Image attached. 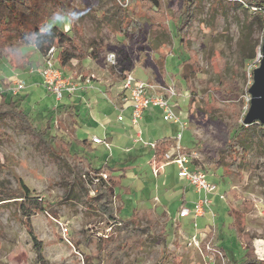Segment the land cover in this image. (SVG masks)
Wrapping results in <instances>:
<instances>
[{
  "label": "rangeland",
  "instance_id": "374dc122",
  "mask_svg": "<svg viewBox=\"0 0 264 264\" xmlns=\"http://www.w3.org/2000/svg\"><path fill=\"white\" fill-rule=\"evenodd\" d=\"M41 1L45 13L40 20L46 23L54 7L50 0ZM59 1L64 16L47 23L68 31L82 48L99 50L96 61H73V65L61 68L64 76L76 73L75 80L81 74L91 75L93 81L110 78L113 84L121 85L125 72L130 74L132 69L131 75L139 81L174 87L173 107L185 123V129L181 131L160 117L153 121L152 127L140 126V130L153 140L162 137L176 140L183 153H196L193 164L201 167L207 180L216 186L208 196L215 217L212 221L206 213L195 220L196 228L191 218H178L180 200L171 198L180 189L174 186L176 166L167 165L163 172L155 175L153 165L148 162L151 152L144 146L145 137L132 147L129 155H126V144H121V149L110 145V152L96 146L88 154L95 167L120 166L126 171L122 187L116 190L117 196L108 199L102 188L93 182L83 161L63 152L61 147L48 148L20 120L4 113L3 108L0 109L3 137L0 182L17 191L21 180L34 196L44 201L45 210L30 218L35 236L43 245L44 263L36 257L22 224L21 211L10 204L0 208V264H105L101 240L116 238L114 229L119 224H109L104 205L112 209L114 217L122 219L130 217L137 207L140 211L153 212L136 220L137 235L131 233L122 244L126 251L120 264H227L228 260L243 259L244 247L249 242L260 258L255 243L264 241V132H257L245 169L238 173L226 169L212 172L214 152L223 147L232 116L236 111L244 118L248 110V89L252 72L259 65L264 34L260 21L253 18V11L241 9L238 0H197L186 34L194 61L186 90L180 77L176 40L171 38L164 45H157L155 38L158 37L152 35L145 10L138 0ZM163 3L169 28L173 30L182 1L163 0ZM134 19L137 25L132 23ZM23 22L29 30V20L23 18ZM10 43L12 45H5L7 53L19 51L39 64V54L32 45H20L15 37ZM109 53L116 56L114 66L106 61ZM26 80L23 70L11 68L5 59H0V98L12 84ZM28 88L21 92L27 95L22 106L32 127L40 130L49 122L51 134L58 138L73 141L77 136L80 139L93 134L101 137V130L90 122L91 112L104 109L106 115H119L101 94L93 92L83 97L77 92L73 96L81 98L74 103L78 112L76 136L75 116L62 107L69 102L56 100L41 87ZM91 95L94 99L90 101ZM151 129L157 131L151 134ZM139 148L144 151L137 153ZM102 168L107 179L118 174L106 166ZM191 195L188 188L187 199ZM142 204L147 208L139 207ZM152 204L154 207L150 208ZM192 235L200 236L199 249L187 245ZM217 252L222 254L223 260Z\"/></svg>",
  "mask_w": 264,
  "mask_h": 264
},
{
  "label": "trees",
  "instance_id": "16d2710c",
  "mask_svg": "<svg viewBox=\"0 0 264 264\" xmlns=\"http://www.w3.org/2000/svg\"><path fill=\"white\" fill-rule=\"evenodd\" d=\"M181 1L182 8L177 20L173 21V30H171L168 25L169 20L163 0H138L140 7L145 10L147 23L152 35L158 37V39L155 38L157 45H164L171 38L176 40L178 47L176 49L180 54V62L178 64L180 77L185 84L186 90H188L189 75L194 71V61L186 34L197 5V0ZM238 1L240 2L238 6L241 9L253 11V18L260 21L264 31V0ZM50 2L54 9L48 15L45 23L44 20H40V17L45 13V8L41 0H0V8L2 9V12H0V58L6 59L12 68L23 70L32 64L29 57L22 56L19 51L15 52L11 50L7 53L5 45L7 43H9V46L12 45L10 40L13 37L16 38V41L20 45H33L35 51L41 57H44L50 48H54L55 57L60 68L68 66L72 61L86 59L92 61L98 60V49L95 48L88 51L82 48L76 39L69 35L68 31L57 25H53V23H47V21L55 22L57 18L64 16V9L60 1L50 0ZM23 18L29 20V30L25 28L27 24L23 22ZM131 21L137 25L136 19ZM156 49L154 48V50ZM163 66L164 60L160 65L161 70H163ZM23 103L24 99L21 93L16 96H8L6 93L1 94L0 109L5 108L4 113L20 120L48 148L52 146L61 147L60 149L63 152L79 159V161H83L91 172L93 182H96L102 188V193L105 198H115L117 196L116 189L122 187L121 179L124 178V175H112L108 179L107 176L104 178L103 168L95 167L88 158V154L92 149L86 140H78L75 138L73 141H70L64 138H58L51 134L52 126L49 122L40 130L33 128L31 119L22 106ZM1 115L2 112H0V117ZM243 119L235 111L231 118V126L226 134L223 147L219 150L216 149L214 152L212 172L215 173L217 170L226 169L229 172L235 171L238 173L242 169H245V166L249 165L247 157L254 149L256 144V140L254 139L256 138L257 132H264V126L258 123L245 125L243 124ZM2 139L3 137L0 133V141ZM175 145L176 140L170 137H163L154 142V148L152 150L157 166L165 163L164 154ZM108 169L111 172L113 171L111 168ZM18 184V190L13 191L0 182V208L7 207L10 204L17 206V209L22 213V224L32 242L36 257L40 263H44L42 257L43 245L36 238L30 220L34 213L45 210L44 201L40 197L34 196L33 192L21 180L18 181ZM102 207L108 215L109 224H119L114 229L117 232L116 238L109 239L108 237L101 240V246L104 250L103 261L105 264H120V258L126 251V246L124 247L122 244L127 241V236L131 237V233L137 235L136 229L138 228L135 227L136 220L143 217L144 214L153 215V212L150 209L145 211L134 209L130 217L122 219L114 217L111 208H107L105 205ZM244 249L245 255L243 259L240 261L228 260L227 264H264L255 255L251 242Z\"/></svg>",
  "mask_w": 264,
  "mask_h": 264
},
{
  "label": "built area",
  "instance_id": "2783aa9c",
  "mask_svg": "<svg viewBox=\"0 0 264 264\" xmlns=\"http://www.w3.org/2000/svg\"><path fill=\"white\" fill-rule=\"evenodd\" d=\"M106 61L108 64L114 66L116 64L115 54H107ZM36 73L40 77L43 88L51 93L56 100H61L66 95L72 96L82 91L85 88L84 83H89V78H86L84 82H80L74 80L72 77L64 76L61 68L58 66L54 48H50L47 51L43 57L42 64L36 68ZM25 88L26 84L24 81H17L7 88V91L11 96H16ZM122 88L124 92L122 103L120 105L112 103V108L119 113L117 116L118 121H122L127 117L133 126L140 128V122L146 111L159 110L164 122L178 126L181 131L185 129V123L180 120L173 107V99L176 97L174 87L139 81L131 74H126L122 80ZM180 137L181 132L177 134L176 139L179 140ZM135 141L142 142L140 132H138V137ZM91 142L93 144H102L106 149H110L109 143L97 137H93ZM144 144L151 149L154 148V143ZM196 157L195 152H181L177 143L164 154L165 163L175 164L178 168L177 176L185 180L198 195L197 200L191 207L183 206L178 211V218H191L194 228H196L195 220L204 217L206 213L211 216V220L213 221L215 215L212 212V203L208 196L216 189V186L207 180V175L203 169L193 164ZM154 172L156 173L157 171L155 170ZM103 177L105 178V176ZM66 231L64 229V232ZM187 245L199 249L201 245L200 236L192 235ZM217 254L223 260L222 254L219 252ZM262 257L264 256L259 258L258 255V259L264 262Z\"/></svg>",
  "mask_w": 264,
  "mask_h": 264
},
{
  "label": "crops",
  "instance_id": "0c3cea01",
  "mask_svg": "<svg viewBox=\"0 0 264 264\" xmlns=\"http://www.w3.org/2000/svg\"><path fill=\"white\" fill-rule=\"evenodd\" d=\"M22 56H27V55H22ZM0 59L3 60L4 58H0ZM29 59H30V57H29ZM87 60H89V59H86L85 61H87ZM42 61H43V57H41L39 55V60L37 61V63H39V64H36V63L32 62V64L30 66H28L27 68L23 69L25 75L27 76V80H26V82L25 81L24 82L26 84V87H29L28 89L35 88V87L43 88V86L41 85L40 77L36 73V70H34V68H36L37 66L42 64ZM6 63H7V61H6ZM83 63H85V62L83 61ZM71 65H73V61L66 67H69ZM66 67H63V69L66 68ZM131 71H132V69H131ZM131 71H130V74H131ZM126 74H129V73L125 72L124 75H126ZM74 75H76V73H71V72L69 73V77L74 78L73 77ZM81 75L78 76L75 80L76 81H80V82H84L86 78H89V83L88 84L84 83L85 88L82 91L78 92L79 96H83L84 97V96H86V95H88L90 93H93V92L99 93V94L102 95V97H104V99L106 100L107 104L111 108H112V103L119 104V105L122 103L123 96H124L122 84L118 85V84H116L115 81H114L115 84H113L110 78L108 79L109 82H108V80H101L100 82H96V81L92 80L93 76H91V75L88 76V77L81 76ZM10 80H14V79L11 78ZM5 90L7 91V89H5ZM45 92H47V91L45 90ZM6 94H8V91L6 92ZM21 96H22V98L24 99V102H25V99H26L25 96H27L26 93L25 94L21 93ZM80 98L81 97H78V96L66 95V96H64L61 99V102H62L63 99H65V100H67V102H69L68 104L63 105L62 107H63L64 110H67V112H73V114L75 116V119H76V121L74 123V129L76 127H78V121H77L78 120L77 119L78 118V112H77V108L74 105V103L79 101ZM93 99H94V96L92 97V95H91L89 100L91 101ZM99 111L91 112L90 122H92L93 127L97 126V128H99L101 130V137L96 135V134H93V135H90L88 137L80 139L77 136V130L75 129V135L77 136L75 138L78 139V140H86L87 143L90 145L92 151L89 153V155L95 150L94 148L96 146H101V147H103V150H107L108 152H110V149L109 150L106 149L105 146L102 145V144H93L91 142V139L93 137H97V138L109 143L111 146L114 145L116 148H120V149L123 148L121 146V144H123V145L126 144V148H125L126 155H129L132 152V147H135V145L140 143V142H136L135 141L137 139V137H138V132H140L141 139L143 137H145V140L147 141L146 143H154L157 140V139H155V140L151 139L149 134L148 135L147 134L144 135L143 131H141L140 128H138L136 126H133L130 123V121H129V119L127 117L124 120H122V121H118V120H116L117 116H118L117 114H116V117H114V114L106 115L104 109L99 110ZM160 117H161V114H160L159 110L146 111L143 114V118H142V120L140 122V126H143V128L144 127H149V126L152 127L153 121H155L156 118H160ZM119 123H121V125ZM122 123H124V124H122ZM118 124L120 125V127L118 126ZM172 125H174V124H172ZM133 129L135 131H132ZM154 131L156 132L157 130L156 129H151V134ZM144 146L147 147V149L151 152V158L148 159V162L151 165H153V169H152L153 173H155L154 172L155 170L157 171L155 173V175L157 173L160 174L161 172H163L165 166H167V165H175V164L163 163V164L157 166L155 164V161H154L153 150L150 147L146 146L145 144H144ZM171 149L172 148H170L169 150H171ZM140 151L143 152L144 150L142 148H139L137 150V153H139ZM89 155H88V158H89ZM108 156H111V155L109 154ZM103 166H106L107 168H111L113 170V172H118V174L115 173L116 175H113V176H119V175L123 174L124 178L121 179V184L123 183V180L125 179V172H126L123 167H120V166H108V165H101L99 167H103ZM177 172H178V168L176 166V179H175V182H174L175 183L174 186L175 187H180V189L175 191L172 194L171 198H173L174 200L175 199H179L180 200V208L183 207V206L191 207L193 205V203L197 200L198 195L193 191L192 187L185 180H183V179H181V178H179L177 176ZM124 188H126V187H124ZM188 188H190L191 191H192L191 198H189V199H187ZM125 191H127V189H125ZM116 194H117V192H116ZM118 195H120V194H118ZM119 198L121 200L120 196H119ZM155 201H157V199H155ZM139 207L147 208V206H145L143 204L139 205ZM153 207H154V204H152V206L150 208H153ZM137 208H134V209H137ZM184 219H187V218H184Z\"/></svg>",
  "mask_w": 264,
  "mask_h": 264
},
{
  "label": "water",
  "instance_id": "95a60500",
  "mask_svg": "<svg viewBox=\"0 0 264 264\" xmlns=\"http://www.w3.org/2000/svg\"><path fill=\"white\" fill-rule=\"evenodd\" d=\"M259 65L252 72V84L248 89L249 107L243 124L258 123L264 126V34L260 47Z\"/></svg>",
  "mask_w": 264,
  "mask_h": 264
},
{
  "label": "bare ground",
  "instance_id": "6f19581e",
  "mask_svg": "<svg viewBox=\"0 0 264 264\" xmlns=\"http://www.w3.org/2000/svg\"><path fill=\"white\" fill-rule=\"evenodd\" d=\"M255 247H256V252L261 256H264V241H256Z\"/></svg>",
  "mask_w": 264,
  "mask_h": 264
},
{
  "label": "clouds",
  "instance_id": "9594fccd",
  "mask_svg": "<svg viewBox=\"0 0 264 264\" xmlns=\"http://www.w3.org/2000/svg\"><path fill=\"white\" fill-rule=\"evenodd\" d=\"M110 58H112V57L110 56Z\"/></svg>",
  "mask_w": 264,
  "mask_h": 264
},
{
  "label": "snow or ice",
  "instance_id": "6c2138e0",
  "mask_svg": "<svg viewBox=\"0 0 264 264\" xmlns=\"http://www.w3.org/2000/svg\"><path fill=\"white\" fill-rule=\"evenodd\" d=\"M57 19H59V18H57Z\"/></svg>",
  "mask_w": 264,
  "mask_h": 264
}]
</instances>
